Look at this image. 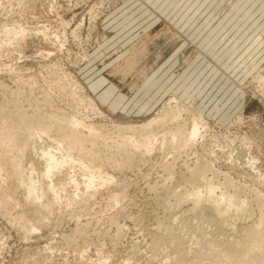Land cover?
Here are the masks:
<instances>
[{"label":"rangeland","instance_id":"374dc122","mask_svg":"<svg viewBox=\"0 0 264 264\" xmlns=\"http://www.w3.org/2000/svg\"><path fill=\"white\" fill-rule=\"evenodd\" d=\"M258 72L264 76V0H0V127L9 118L7 125H17L8 113L15 107L29 118L38 108L85 120L101 135L95 147L86 145L97 156L84 151L83 163L92 158L94 168L112 177L108 185L87 188L75 152L53 177L56 198L36 165L33 177L45 185L34 204L12 171L17 159L1 157L0 264H180L156 225L161 205L173 201L166 189L180 182L182 193L194 190L180 180L179 171L197 159L214 166L215 183H232L216 194L231 195L237 187L239 198L248 200L251 215H239L238 232L259 221L264 227V82L254 80ZM72 78L84 86L82 92ZM87 96L104 114L86 107ZM173 96L202 114L208 123L203 138L192 146L157 145L150 154L135 152L128 164L125 155L110 154L118 140L116 125L170 111L167 102ZM56 127L37 138L38 144L55 147V138L65 132ZM29 147L24 168L35 157ZM168 162L177 166L172 181L163 170ZM71 177L76 182L69 183ZM208 204L200 205L201 221L188 211L175 223L186 241L191 238L187 244L194 264H204L208 253L196 238L219 232L214 230L219 216Z\"/></svg>","mask_w":264,"mask_h":264},{"label":"bare ground","instance_id":"6f19581e","mask_svg":"<svg viewBox=\"0 0 264 264\" xmlns=\"http://www.w3.org/2000/svg\"><path fill=\"white\" fill-rule=\"evenodd\" d=\"M19 30L22 31L20 28ZM23 32L25 33V30H23ZM23 32L19 33L18 35L22 36L24 34ZM10 36H12V34ZM254 80L259 81V82H264L263 74L261 75L260 72H258L257 75L254 77ZM72 82L75 85V89L77 90L79 89L82 92V89H84V86L81 85L79 82H77V80H75L74 78H72ZM262 85H264V83ZM82 97L84 96L80 97L81 100H82ZM47 99L45 98V100ZM47 101L48 103L50 102L49 100ZM16 102H18L17 98H15V103L14 102L13 103L14 104L19 103V102L18 103ZM86 102H87L86 104L87 106L85 105V103L84 104L82 103V104L86 107L89 106L92 109V111L94 110L95 112H97V114L98 113L101 115L104 114L103 111L98 107V105L96 104L92 96H87ZM173 102H174V105H171ZM167 103H168L169 109L171 110L166 111L163 114L156 115V117L154 118L148 119L138 124L137 123H127L126 125H122V124L116 125L114 128L115 129L114 131L117 130L115 132L117 133L115 137H117L118 140L115 142L114 151L109 150L110 154L113 152V155H115V153L116 154L120 153L121 155H125V158H126L125 162L126 164H128L130 163V161L133 160L135 152L137 153V152L142 151V153L144 154L145 153L150 154L152 153L153 150H155L157 145L159 147L165 146L167 144L174 145V147L176 146L186 147L187 145L192 146L200 139V137L203 138L202 134H203V131L206 130L208 123L207 121L204 120L201 113L199 114L197 112H193L192 109L187 107L186 105L179 104V101L177 100L175 96H173L170 99V101ZM35 109H36L35 110L36 113H38L39 112L38 110H40L38 108H35ZM10 110L8 113L10 114L12 113V115L18 121H17L16 126H13L14 124L11 122L10 123L12 125L11 124L7 125L8 120L10 119L9 116H11L10 114H8L9 119L8 120L6 119L7 120L6 124L4 123L0 127L1 128L0 129V145L3 147L2 153L0 154V159L2 157V160L3 159L5 160L6 156L9 158L14 157V159H17L16 160L17 162L14 165V168L12 167L13 168L12 171H14V174H16V177L21 182V184L24 183L23 185H26L27 187V188L25 187L27 190L26 195H25L27 198L26 200L31 199V203L32 201L33 203L39 201L40 199L39 192L44 190L43 186L45 184L47 185L46 189L53 192V195H55L54 197L58 198L57 196L59 195L56 189H58L59 187L57 188L55 186L54 184L55 180L53 181V177H55L57 174H59L60 176L61 168L65 164L67 165V163L74 160V155L76 153H77L76 155L79 157L78 160L80 163L85 162V160L83 161V159H85L84 157H87L86 155L82 154L84 153V151L85 153L88 152L87 153L88 155L89 153L94 154V151L93 152L91 151L92 149H88V150L86 149V145L87 143H91L89 144L90 147L91 145L92 147L96 146V141L99 140L97 138L99 137V135H101L99 130L94 125L88 124L87 122L85 123V120H81L71 115H70L71 117L69 118L59 117L58 115H48L45 112L43 113L40 110L41 113L43 114L41 113L36 114L34 111L33 113L35 115H33V113L31 114L33 115L32 117L33 119H32L31 116L30 118L28 117L29 114H27L26 112L23 113L22 110H20V107H15V109L12 110L11 112ZM25 113L27 116H25ZM187 113L190 114L188 118L182 117L183 115ZM239 119L240 117L237 118V120ZM54 125L57 126L56 129L60 128L65 131L61 133L60 136L58 134L59 137L55 138V140L57 141V143L56 142L55 143L57 145L55 144L56 145L55 147H52V146L44 147L42 145H39L37 138L40 139L43 134H49V132L53 129ZM33 126H35L36 128ZM105 133H104V137H105ZM113 133L112 135H114ZM108 134L109 133H106L107 136ZM106 138L107 137H105V139ZM105 139L103 138V140ZM105 141H103L104 143L103 144L101 143V145L103 146L105 145L104 147L106 146L108 147V144L107 142L105 143ZM28 146H30L29 147L31 150L30 152H32L35 157L31 158L32 160L30 159L31 160L30 163L28 162L30 164L29 167L24 168V165H23L24 161H22V158L24 157L23 156L24 152L26 151V148ZM55 148L59 150L58 154L54 152ZM109 151H108V154H109ZM92 154L90 155L92 156ZM138 154H141V153H138ZM95 156H97V154ZM108 157H110V161H111V159L114 156L112 157L108 155ZM91 159L88 161V163H85V164L83 163L82 165L83 166L82 168L85 169L86 171L85 174L87 175V181H86L87 188L96 189V187H99L100 185L105 186V185L110 184L112 177H109L108 174L102 175V171L99 170V168L93 167ZM96 159L99 160L100 158L97 157ZM11 161L15 162L13 158L12 160L10 159L9 162ZM252 161H255V159L252 158ZM111 162L113 163V161ZM114 162H117V161H114ZM174 163L175 162H172V164L169 162L166 163L165 168L163 169L164 172L166 173L165 177L168 178L169 181L171 180L170 178H173L175 167H177V166H174ZM13 164L11 163V165ZM121 164L123 165L124 163H121ZM36 165L39 166L42 172V175H41L42 179L45 177L44 179H47L46 182L48 181L47 183L41 186L39 185V183H43V182L42 181L36 182V179H34L33 177V172L35 170ZM186 165H185L186 168L184 167L186 171L184 172L179 171L180 180H183L185 184H189V183H190L189 185L192 184L194 186L193 188L194 190L191 189L192 192L190 193H182L181 190H178V187H179L178 184L180 182H178V184L176 183L178 187L176 185L173 187L167 186V188L169 187L168 189H166L168 190V195L170 196L169 198H172L173 201L167 202V203L164 202L165 204L161 205L162 208L161 206L158 205L163 212V214H160V215H163V216L160 219V221H157L158 223L156 226L158 227L159 230L160 228L164 230V233L166 234L167 238L170 241L169 246L171 244V246L175 250L173 252L177 253L176 257L174 256V258H177L176 261H178L180 264H191V263L194 264V262H196V260L194 261L193 258L191 257L192 255L189 257V252L191 251V245H190L191 243L187 244V242L189 243V240L191 238L188 241H186L185 238H183L182 235L178 233L179 232L178 229L176 230V227L178 225L175 223L178 222L177 220H179L183 216H186L188 211H192L196 213L195 214L196 217H198V215L199 217L202 216L203 209L202 210L200 209L201 208L200 205L201 203H203V201H207L209 203L208 206L210 205V208H212L214 212H217L219 216V219L217 218L219 222H216V221L214 222V223H217V227H219L218 229L216 228L214 230H219V232L217 233L215 231L216 234H211L212 232H210L209 235H206V234L203 235V233H201L200 237L198 239L196 238L195 240L196 243L197 241H199L197 243V246L201 242L202 246L205 245L207 247L206 249L208 250V253L206 250H205L206 252L204 251L205 253L204 254L205 256L204 264H248L249 261H251L253 264H264V227L262 226V221L247 225V227L245 228V232L242 231L241 233H239L238 230L236 229V226L238 223L237 219L240 214H244L246 217H249V215H251V209L247 205L248 200L246 201L245 199L243 200L239 198L238 193L239 194L241 193V188L239 189L240 191L238 193H237V187L235 189L233 188L234 189L233 192L235 194H233L232 192L231 195L228 194V192L225 193V190L224 191L219 190L220 194L219 193L216 194L215 192L218 187L223 186L224 188H227V187L229 188L232 185L229 179L225 178L227 180V181L225 180L226 181L225 183H220L219 181L215 183L214 177L216 175V170L214 169V166L208 161L197 159L192 165H188V164ZM0 168L2 169V167ZM55 179H58V178H55ZM96 179H99V180H96ZM71 180H70L71 182L69 181V183H72L73 181L76 182V180L73 179V177H71ZM20 182L18 183L20 184ZM74 184H76L77 186V183H74ZM182 188H184V186ZM182 188H179V189H182ZM184 189H183V192L185 191ZM112 197H114V199H117L116 194L112 195ZM55 200H58V199H55ZM34 204H39V202L34 203ZM188 204L189 206L186 208L185 206ZM43 219L42 220L40 219L41 221L40 220L39 221L42 222ZM203 219H205V217H203ZM199 220L200 218L198 219L197 222H199ZM210 221H211V218H210ZM214 223H212V227H214ZM218 223L220 224L219 226H218ZM202 226L200 225L199 227L201 228ZM30 229L34 230V227L31 225ZM222 234L226 235V237H224V235ZM157 238L155 239L157 240ZM136 253L137 251L133 250L132 255H135Z\"/></svg>","mask_w":264,"mask_h":264}]
</instances>
